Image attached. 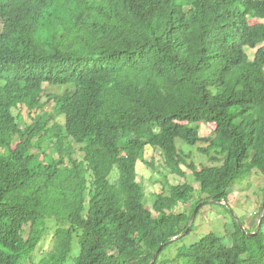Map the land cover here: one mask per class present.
<instances>
[{
    "label": "trees",
    "instance_id": "16d2710c",
    "mask_svg": "<svg viewBox=\"0 0 264 264\" xmlns=\"http://www.w3.org/2000/svg\"><path fill=\"white\" fill-rule=\"evenodd\" d=\"M253 20L264 0H0V264H150L161 245L153 264H264V217L256 235L233 216L229 245L159 260L199 203L225 207L234 184L264 176V23ZM44 85L67 88L45 96ZM27 99L36 115L18 136ZM50 102L64 121L53 135ZM176 140L204 143L219 165L190 164L197 186L166 183L154 215L136 165L151 147L178 168Z\"/></svg>",
    "mask_w": 264,
    "mask_h": 264
},
{
    "label": "rangeland",
    "instance_id": "374dc122",
    "mask_svg": "<svg viewBox=\"0 0 264 264\" xmlns=\"http://www.w3.org/2000/svg\"><path fill=\"white\" fill-rule=\"evenodd\" d=\"M264 23V21L253 20L252 24ZM250 58H253L254 52L247 50ZM1 84V81H0ZM63 86H49L44 85L45 96L46 95H60L64 92ZM43 102L46 98L43 97ZM29 99H27L18 110L20 119L13 128V132L20 136L19 131L26 125L31 123V119L35 110L30 109ZM46 113L50 118V123L47 126V133L54 134L57 124H63V117L58 115V107L53 102L47 104L41 113ZM199 129V136L203 139H207L213 135L214 124H193ZM204 146V143H199L197 146H188L181 140H176V147L179 151L183 162L178 168L171 167L168 160L164 157L163 153L159 150L151 147H146L143 154V160L138 161L136 165V179L139 185H141L144 192V201L146 208L153 212V207L159 202L158 196L163 192L165 184L169 185H182L189 184L194 187L197 186L194 179L193 172L189 168L190 164H193L196 168L203 166H213L219 164H212L208 158L200 152V148ZM68 153H71L72 157L77 161L83 160L84 154L81 151V147L71 142V145L67 149ZM180 172V173H179ZM118 175V171L114 169L111 176V180L115 181ZM90 177H87V183L85 187L88 189ZM167 191V188H165ZM230 192V193H229ZM264 192V176L260 174H252L244 181L238 182L228 190L227 205L225 207L216 204H205L198 210L191 232L170 244L161 253L160 262L170 260L175 256L176 250L181 247H189L196 242L202 241L208 247L210 251H213L220 239L221 242L230 244L231 235L234 232V226L232 224L233 216L243 223V225L251 230L257 229L259 221V210H261V204L263 200ZM197 195V194H195ZM195 204L193 200L191 206L179 204L175 209V213H181L183 211H189ZM49 233H53L55 230V223H48ZM51 237L46 239L45 245L40 247L36 252L37 256L35 261H38L45 251L49 248ZM79 246L73 244L72 254L77 256L79 254ZM42 254V255H41ZM41 255V256H40ZM40 256V257H39ZM167 264H173L172 262ZM178 264V263H176Z\"/></svg>",
    "mask_w": 264,
    "mask_h": 264
},
{
    "label": "water",
    "instance_id": "95a60500",
    "mask_svg": "<svg viewBox=\"0 0 264 264\" xmlns=\"http://www.w3.org/2000/svg\"><path fill=\"white\" fill-rule=\"evenodd\" d=\"M212 203H215V202H214V201H211V200H208V201H206V202L199 203V204L195 207L193 213H192L191 216H190V219H189V223H188V227H187V229H186L184 232H182L180 235H178V236L172 238L169 242H175V241L179 240L180 238L186 236L187 233H188V231L190 230V228H191L192 225H193V222H194L195 216H196L198 210L200 209V207H202V206L205 205V204H212ZM263 217H264V201H263L262 206H261L260 217H259V221H258V224H257V229H256V231L253 232V233H247L246 230H245V228H244L240 223H238L239 228H240L241 231H243L244 233H247V234H249V235H256V234L258 233V231L260 230V227H261V223H262V219H263ZM162 247H163V245H161V246L159 247V249L157 250V252L154 254V256H153V258H152L150 264H153V263L155 262V260H156V258H157V256H158L160 250L162 249Z\"/></svg>",
    "mask_w": 264,
    "mask_h": 264
}]
</instances>
